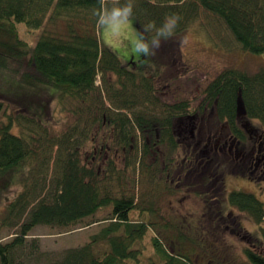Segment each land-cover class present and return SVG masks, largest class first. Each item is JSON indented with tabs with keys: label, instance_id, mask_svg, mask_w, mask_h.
Here are the masks:
<instances>
[{
	"label": "trees",
	"instance_id": "trees-1",
	"mask_svg": "<svg viewBox=\"0 0 264 264\" xmlns=\"http://www.w3.org/2000/svg\"><path fill=\"white\" fill-rule=\"evenodd\" d=\"M113 3L115 0H0V70L13 75L18 85L0 95V178L21 186L5 205L0 226L14 218L23 220L19 232L0 244V264H15L16 251L23 248L34 227H70L103 209L110 210L104 219L109 224L88 244L65 251L60 260L51 264H202L185 247L186 243H192L201 253L210 248L208 258L212 259L206 264H223L215 257L217 249L206 248L181 227L166 228V233L151 236L155 258L145 261L142 249L136 247L148 232L156 231L152 219L156 210L145 205L141 212L147 219L132 221L130 214L136 210L137 200L127 187L137 182L139 171L147 166L145 158L153 159L149 177L161 172L163 182L170 183L174 170L171 155L180 147L176 128L189 106L186 101L167 105L162 116L128 114L154 93L156 72L148 74L143 67L130 69L117 54L101 45L93 12ZM132 3L138 31L150 20L159 25L170 13L180 15L174 35L161 42L168 50L175 47V38L181 37L202 12L223 26L243 51L264 54V0ZM19 23L28 32L45 26L34 46L20 38ZM59 23L63 30L58 28ZM148 57L152 60L151 55ZM98 75L104 88L95 85ZM105 75L115 78L108 82ZM55 100L56 110H60L56 119V110L50 109ZM239 103L245 116L258 120L264 128V68L253 74L236 68L223 70L204 89L200 111L212 110L216 122H225L232 133L238 134ZM50 118L55 124L65 125L63 129L52 132ZM210 158L208 169L190 172L191 165L186 168L183 163L177 171L184 168V184L190 181L188 188L205 198L217 216L225 203L259 226L258 235L241 255L246 264H264V228L260 227L264 203L252 193H226L223 174L228 167L219 153L212 151ZM51 163L56 174L50 189L45 196L35 197L30 180ZM195 180L201 185L197 189L192 184ZM98 245L102 250L97 249Z\"/></svg>",
	"mask_w": 264,
	"mask_h": 264
},
{
	"label": "rangeland",
	"instance_id": "rangeland-1",
	"mask_svg": "<svg viewBox=\"0 0 264 264\" xmlns=\"http://www.w3.org/2000/svg\"><path fill=\"white\" fill-rule=\"evenodd\" d=\"M17 25L20 38L31 46L35 45L42 30L45 29L44 26L40 30L28 32L23 23ZM132 27L137 30L134 17ZM58 28L63 30V24L59 23ZM132 34V29H128L121 42L103 31L100 26L98 27V37L101 45L117 54L123 65L128 66L130 69L143 67L148 74L152 75L156 72L153 82L154 93L148 97L145 103L138 101L140 103L128 114L140 112L144 115L162 116V114H165L163 112L167 105L186 101L189 106L187 114H184L183 118L180 119L179 127L176 128L177 135L181 133V136H178L179 139H177L178 142L180 141V147L176 153L171 155L173 160L172 169L174 170L172 171L173 177L170 178V183L163 182L160 176L161 172L151 175L150 178L148 170L151 168L153 159L145 158L147 168L143 167V170L139 171L140 175H137V182L127 187L128 192L130 190V194L133 193L137 200V208L130 214L132 221H138L142 218L147 219L145 218L147 215H144L146 213L141 212V208L145 205H152V208L156 210L154 217H152L155 221L156 231L153 229L148 232L136 247L142 249L145 261L150 257L155 258L151 247V236L166 233V228L172 230L173 226L181 227V230L196 241H201L206 248L208 246L217 249L218 252L214 253L215 257L223 264H246L241 251L249 245L251 239L258 235L259 226L248 215L240 213L234 208L226 207L225 203L220 215L217 216L215 211L208 208L205 198L198 196L194 192L195 190L191 189L192 187L188 188L187 184L190 181L184 184L186 179L184 168L181 172L177 169L178 167L181 168L183 163L187 168L189 164L187 160L193 156V154H189L192 142L195 139L191 140L189 137V130L192 129L193 125L196 127L194 131L196 137L198 131L201 133L200 136L204 135V132L205 134H214L223 124V122H216L215 113L212 110L204 108L200 111V104L204 100V89L207 85L223 70L229 68L240 69L248 74L256 73L264 68V54L253 55L243 51L223 26L220 27L214 18L202 12L199 19L191 24L181 37L175 38L178 43L174 48L172 47L173 49L168 50L161 44L155 54L151 55L152 60L146 57L141 61L139 57L130 54L128 36ZM114 78L113 75H105V80L108 82L113 81ZM16 83L17 80L13 75L0 70V95L11 92L13 85L16 88ZM102 83V78L98 75L95 85L104 88ZM105 104L108 106L109 102L106 100ZM56 106L55 100L50 105L51 111H55ZM64 106V109L67 110L69 107L68 102ZM59 112L60 110H56V115L54 114L53 118L59 117ZM241 112L243 113L241 107H238L237 115L239 116ZM65 114L63 113L64 116ZM194 115L197 116L196 121H190L189 118ZM49 120L52 124V132H58L65 126L55 124L56 122L55 120L52 121V118ZM182 129L185 130L184 133ZM185 135H187L186 138L183 137ZM140 144L141 140L139 138L138 145ZM201 148L202 146L198 147L199 150ZM198 149L195 152H198ZM86 157L90 158L89 154H86ZM161 162V158H159L160 168L163 166ZM202 165L197 167L198 170L200 168L206 169V166L203 167ZM192 170L193 167L191 166L189 171ZM225 173L227 174L224 178L226 193L230 191L253 193L264 203V193L260 194L256 190H250V186L246 188L243 179L233 176L230 171ZM55 174L56 170L51 163L48 169H44L41 174L30 180L31 191L34 192L35 197L46 195ZM2 179L0 178V216L5 205L21 189L20 184L12 183L10 179L7 182L2 181ZM192 184L196 189L201 186L199 181L196 180ZM214 204L211 205L214 206ZM109 215L110 210L103 209L93 217L82 220L70 227L59 228L45 225L34 227L25 238L23 248L16 251L15 264H51L60 260L65 251L88 244L93 235L98 234L102 228L109 224L108 220H104ZM20 220L21 218H14L13 222L0 226V244L9 242L19 232L20 223L23 221ZM260 227L264 228V222ZM158 230H160L159 234H157ZM167 233L170 234V231H167ZM212 244L213 246H211ZM185 247L202 264H206L209 259H212L208 258L210 248L206 249V253H201L192 246V243H186ZM101 248L102 245L97 246V249L102 250ZM193 248L195 249L192 250Z\"/></svg>",
	"mask_w": 264,
	"mask_h": 264
},
{
	"label": "flooded vegetation",
	"instance_id": "flooded-vegetation-1",
	"mask_svg": "<svg viewBox=\"0 0 264 264\" xmlns=\"http://www.w3.org/2000/svg\"><path fill=\"white\" fill-rule=\"evenodd\" d=\"M189 119L195 122L197 116L194 115ZM195 128L193 125L189 130L190 139L195 138L189 150L190 155L194 153L193 157L187 160L193 166L192 172L202 164L208 169L211 160L210 153L213 151L220 154L224 166L228 167H225V172L230 171L233 176L242 178L246 188L250 186V190H256L260 194L264 193V128L258 120L247 118L244 111L241 112L239 116L237 115L238 134L232 133L225 122L214 134L204 132V135L200 136L201 133L198 131L195 137ZM182 132L184 133L185 130L182 129ZM180 134L178 136H181ZM199 146H202L200 150ZM197 149L199 151L195 152ZM225 176H227L226 173L223 174L224 178Z\"/></svg>",
	"mask_w": 264,
	"mask_h": 264
},
{
	"label": "clouds",
	"instance_id": "clouds-1",
	"mask_svg": "<svg viewBox=\"0 0 264 264\" xmlns=\"http://www.w3.org/2000/svg\"><path fill=\"white\" fill-rule=\"evenodd\" d=\"M96 22L101 29L109 33L115 40L123 41L127 30L132 29L133 34L128 36V47L130 54L144 58L154 55L161 46L162 40H167L174 35L181 17L178 13L166 15L163 21L157 25L155 21H148L138 31L132 27L133 3L132 0H115L111 6L105 5L94 10ZM151 32L149 36L147 33Z\"/></svg>",
	"mask_w": 264,
	"mask_h": 264
},
{
	"label": "water",
	"instance_id": "water-1",
	"mask_svg": "<svg viewBox=\"0 0 264 264\" xmlns=\"http://www.w3.org/2000/svg\"><path fill=\"white\" fill-rule=\"evenodd\" d=\"M239 107H241V109H242V106H241V104L239 103ZM243 110V109H242Z\"/></svg>",
	"mask_w": 264,
	"mask_h": 264
}]
</instances>
